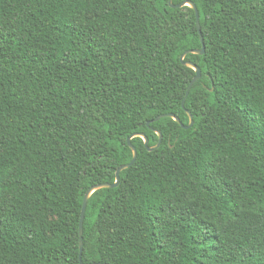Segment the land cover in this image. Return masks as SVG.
<instances>
[{
    "label": "trees",
    "instance_id": "obj_1",
    "mask_svg": "<svg viewBox=\"0 0 264 264\" xmlns=\"http://www.w3.org/2000/svg\"><path fill=\"white\" fill-rule=\"evenodd\" d=\"M170 1L0 0V264H264V0Z\"/></svg>",
    "mask_w": 264,
    "mask_h": 264
},
{
    "label": "water",
    "instance_id": "obj_2",
    "mask_svg": "<svg viewBox=\"0 0 264 264\" xmlns=\"http://www.w3.org/2000/svg\"><path fill=\"white\" fill-rule=\"evenodd\" d=\"M170 3L172 4V0L170 1ZM184 5H187V6H190L191 8H193L195 11H196V15H197V27H198V31H199V34L201 35V41L204 42V38L202 36V30H201V26H200V17H199V12L196 8V6L193 4V3H190V2H186L184 3L183 5H180L178 7H183ZM193 53H196V54H204L205 53V45L203 44V48L202 50L200 51H194ZM187 66L193 68L196 73H197V76L193 79V81L191 82L189 88H188V92H187V95H189V92L190 90L192 89V87L195 85V83L201 78V70L193 65V64H187ZM173 117V116H172ZM161 118V117H160ZM158 118V119H160ZM176 121H178L177 118L173 117ZM190 118H191V123H190V126L189 127H186V129L190 128L193 126V121H192V116L190 115ZM159 137H160V141H159V144L157 145V147L160 146L161 142H162V134L158 133ZM138 137H142L144 140H145V144L147 145L148 144V139L144 136V135H136ZM131 139H129V145H131L130 143ZM156 147V148H157ZM135 152V156H136V151L134 150ZM135 159L132 161V163L130 165H127V166H123L122 168H120L117 172V182L116 184L114 185H104V186H98L94 189H92V191L87 195V197L85 198V201H84V205H83V211H82V220H81V227H80V235H81V251H83V221H84V218H85V213H86V209H87V202H88V199L89 197L91 196V194L97 190V189H100V188H105V187H117L119 185V181H120V173L122 170L130 167L133 165Z\"/></svg>",
    "mask_w": 264,
    "mask_h": 264
}]
</instances>
